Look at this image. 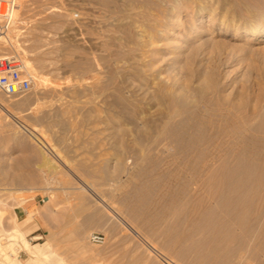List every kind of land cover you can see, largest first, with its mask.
Wrapping results in <instances>:
<instances>
[{
  "label": "rangeland",
  "instance_id": "rangeland-1",
  "mask_svg": "<svg viewBox=\"0 0 264 264\" xmlns=\"http://www.w3.org/2000/svg\"><path fill=\"white\" fill-rule=\"evenodd\" d=\"M127 1H15L10 31L18 53L1 41L0 56L29 61L44 86L33 77L28 94L0 92V195L7 209L0 245L18 264H264V221L259 229L254 216L239 220L217 187L185 186L172 150L143 148L115 101L122 96L140 122L158 125L171 108L166 98L202 90L213 104L262 112L264 33L247 32L246 20L222 18L234 10L216 0L215 11L202 13L185 1L161 8ZM18 120L43 130L60 157L57 169L44 165ZM120 120L127 135L113 130ZM85 183L98 199L79 189ZM30 187L25 206L16 207V189ZM254 194L262 206L264 186ZM16 212L27 244L10 239ZM93 234L104 244H93Z\"/></svg>",
  "mask_w": 264,
  "mask_h": 264
},
{
  "label": "bare ground",
  "instance_id": "bare-ground-1",
  "mask_svg": "<svg viewBox=\"0 0 264 264\" xmlns=\"http://www.w3.org/2000/svg\"><path fill=\"white\" fill-rule=\"evenodd\" d=\"M151 1L156 2L158 5H160L159 6L160 8L163 4H165L166 6L170 4L169 0H151ZM173 1L175 2V5L180 1L190 2L196 5L197 9L201 13L210 8L211 10L215 11L214 5L218 3V5L221 6L223 5L227 11H229L230 9L234 10V12L231 15L228 16L226 14L222 18L224 19L228 18L227 20H230V18L231 20L234 19L246 20L247 22H250L248 25L250 31L247 32L255 36L258 35L260 36L261 34L264 33V0H216L215 4L212 3L213 0H173ZM127 3L128 5L133 6L135 2L134 0H128ZM16 16H17V12L14 3L13 11L11 14L12 23H15ZM12 34L13 32L9 31L6 38L2 39V41L5 42V43L3 42L5 45L7 44L8 46L11 45V47H13L17 55L18 53L17 50L19 49V46L13 43L14 37H12ZM23 63L26 71L31 76L37 79L38 82L36 81L37 84L35 83L36 84L35 86H39V85L44 86L43 79L37 75L33 65H31L29 61H23ZM207 95H208L207 92L202 90L193 95H190L191 97L189 96V98L186 99L175 98L172 96L166 98L165 100L169 103L171 108L168 111L167 116L166 117L164 116L165 118L163 117L165 121L162 123V125H158L152 122H147V123L140 122V119L136 116L137 109H135L133 105L131 106L129 104L130 101L127 102L126 99H124L120 95L116 98V100L115 99L114 100L121 107L119 111L120 114L119 118L121 117V119L127 120L128 118L127 116H129L128 124H131L132 127L135 128L132 130L134 134H136L140 139L141 144L145 146L143 148L147 147L148 150L158 151L160 147L163 148L162 146H164L168 150L170 149L172 150L171 156L173 157L172 158L173 164L172 163L171 164L176 167L177 176L185 182V186L189 187L192 185L193 186L197 185L203 188L204 187L209 188L210 186L219 188L220 189L218 192L219 195L217 196H219L225 201V204L227 208L230 209V212L233 215H235L237 218H239V220L249 215L254 216L255 222L253 225L255 227L256 226L258 227L260 226L261 221L262 220L264 221V204L262 206L259 205V207L256 206L257 204H255L254 201V196L256 194L254 193L258 192L264 186V111L261 110L262 112H260L258 108L259 112L257 110H254L253 112H248L245 109L243 110L239 109L240 107L237 108L230 105L227 106L224 103L213 104L211 102L212 100L210 101ZM184 114H187V116H185ZM178 117L180 118V120L179 119L178 121L175 120ZM17 123L20 129L25 134H27L29 138L38 146L37 150L42 154L41 157L43 160L42 162H44V165L57 169L56 162H58L57 160H59L60 157L57 154L58 152L56 153L54 148L46 140L44 136L45 133L43 132V130L38 129L35 125L34 126L33 125L31 126V124L27 125L20 120H18ZM116 123H115V128L113 130H116L118 135L119 134H122L123 136L127 135L128 134V129H126L127 123L122 122L121 120L117 124ZM15 136H17V138L18 137L20 138L21 135L18 132L15 133ZM121 144L119 145L121 146ZM162 150L164 151L165 149ZM33 151H35V149ZM103 171H105L104 179H109L111 177L110 175L111 173L109 174V172L106 170ZM113 177L115 176H113L112 174V178ZM19 181L21 183L20 179ZM177 182H182V181L178 180ZM183 187H184V183H183ZM1 189L2 188H0V190ZM79 189H83L82 191L91 193L93 197L98 199L97 194L99 193L96 192L97 194H95L94 193L95 191L93 192L92 188L87 183L83 184L82 188ZM16 190H17L16 193L19 195L17 198H15L17 200L16 207L17 206L24 207L26 204V200L28 199V196L26 194L28 192L33 193L34 189H31L30 187V189L19 188ZM99 199H101V197H99ZM105 208H107V210H109L111 213L118 214L115 208L111 206L105 205ZM6 211L7 209H6L5 199L1 198L0 195V237H4L6 235V230L4 229L5 228L4 217L6 215ZM12 222L14 223L13 225L14 230L11 234L8 232L9 236L11 237L10 239L12 240L14 239V237L18 236L19 238L21 237V239L25 244H27L25 241L26 239H24L23 233L21 231V226L23 225V223L20 222V218L17 212L16 214H14V218ZM258 228L261 229L260 227ZM27 247L26 248L29 249V251L34 249V252L32 253L38 254V252H40L44 255L46 254L44 253L43 249L39 248L38 246H35L32 249H30L31 246L29 245ZM151 248L154 253H157V250L154 246H151ZM5 253L6 252L4 248L0 245V264H5V262H12L13 264H18L17 260L11 261L9 259L8 256L11 254L10 252H9L10 254L8 253L9 254L8 256ZM45 256L44 258H46ZM38 257L40 258V256ZM41 258L43 259V257ZM169 262H171V260H169ZM6 264H10V263H6Z\"/></svg>",
  "mask_w": 264,
  "mask_h": 264
},
{
  "label": "built area",
  "instance_id": "built-area-1",
  "mask_svg": "<svg viewBox=\"0 0 264 264\" xmlns=\"http://www.w3.org/2000/svg\"><path fill=\"white\" fill-rule=\"evenodd\" d=\"M16 0H0V45L6 38L12 24L11 14ZM35 80L25 69L19 56H0V92L8 98H14L33 91ZM90 241L102 245L105 237L93 234ZM167 264H174L165 260Z\"/></svg>",
  "mask_w": 264,
  "mask_h": 264
}]
</instances>
